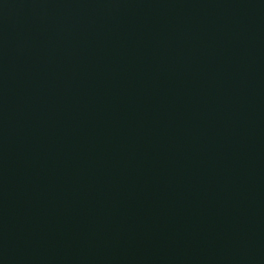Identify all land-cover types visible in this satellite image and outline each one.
Wrapping results in <instances>:
<instances>
[{"label":"water","instance_id":"water-1","mask_svg":"<svg viewBox=\"0 0 264 264\" xmlns=\"http://www.w3.org/2000/svg\"><path fill=\"white\" fill-rule=\"evenodd\" d=\"M0 264H264V0H0Z\"/></svg>","mask_w":264,"mask_h":264}]
</instances>
